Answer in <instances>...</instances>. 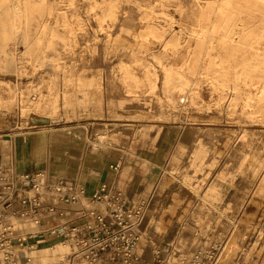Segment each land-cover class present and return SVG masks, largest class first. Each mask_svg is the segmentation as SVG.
<instances>
[{
  "label": "rangeland",
  "instance_id": "obj_1",
  "mask_svg": "<svg viewBox=\"0 0 264 264\" xmlns=\"http://www.w3.org/2000/svg\"><path fill=\"white\" fill-rule=\"evenodd\" d=\"M19 1L29 8L20 31L7 36L0 26V137L84 124L89 141L111 148L127 145L145 125L194 128L183 164L164 173L163 202L149 215L162 236L183 224L169 242L177 251L171 264L201 250L185 233L204 216L217 228L230 224L221 241L206 244L215 246L211 264H264V182L255 177L264 163V99L252 102L264 83V0H231L230 46L220 45L224 32L215 29V9L225 0L8 4ZM198 26L210 29L213 44L192 37ZM125 71L138 82L132 92ZM168 80L187 82L184 101L166 102ZM55 250L60 258L66 251Z\"/></svg>",
  "mask_w": 264,
  "mask_h": 264
},
{
  "label": "crops",
  "instance_id": "obj_2",
  "mask_svg": "<svg viewBox=\"0 0 264 264\" xmlns=\"http://www.w3.org/2000/svg\"><path fill=\"white\" fill-rule=\"evenodd\" d=\"M160 123L141 126L127 145L111 148L89 141L92 138L90 125L84 124L61 128L41 127L1 136L0 164L10 166L17 173L45 170L53 176L72 179L84 188L85 198L105 185L124 195L130 206L143 204L145 215L139 224L142 239L137 252L142 260L151 261L153 246L161 249L173 244L169 242H175L178 231L183 229L181 224L175 234L170 231L162 236L157 232L159 222L152 224L149 215L155 213L154 206L163 202L165 190L161 187L162 176L183 164L197 134V130L188 126L174 122L170 124L168 121ZM169 220L176 228V219ZM196 225L194 229L186 231L185 240L199 242L201 250L206 249L208 242L221 241L230 229L227 222L223 223L229 226L227 229L215 227L211 220L207 221L206 216L198 219ZM42 242L56 243L51 244L48 253L42 255L39 251ZM42 242L30 254L33 260L40 256L39 261L45 263L62 259L55 250L56 246H60L58 238ZM25 258L18 256L21 260Z\"/></svg>",
  "mask_w": 264,
  "mask_h": 264
},
{
  "label": "built area",
  "instance_id": "obj_3",
  "mask_svg": "<svg viewBox=\"0 0 264 264\" xmlns=\"http://www.w3.org/2000/svg\"><path fill=\"white\" fill-rule=\"evenodd\" d=\"M144 215L143 204L130 206L124 195L105 185L85 198L77 181L45 170L17 173L0 164V264H171L177 253L173 244L153 246L151 261L138 255ZM50 238L59 239L65 254L55 263H35L30 254ZM214 247L189 260L182 257L180 263L211 264ZM21 255L26 258L18 259Z\"/></svg>",
  "mask_w": 264,
  "mask_h": 264
},
{
  "label": "bare ground",
  "instance_id": "obj_4",
  "mask_svg": "<svg viewBox=\"0 0 264 264\" xmlns=\"http://www.w3.org/2000/svg\"><path fill=\"white\" fill-rule=\"evenodd\" d=\"M8 0H0V26L3 28V32L7 35L10 36L13 32L15 31H20V25L23 23V19H25L26 15L28 14V6L26 2L21 3L20 1L17 3H13L11 5L8 4ZM209 9L211 8V5L207 6ZM48 11H50V7H47ZM217 11V16H218V24L215 26L216 31H219L221 29L224 33L220 35L219 40L221 41L220 45L222 46H230L233 45L232 38L230 36L232 27H233V22H234V15L236 14L235 7L232 5L231 0H225L221 5L217 6L215 9V13ZM209 15V14H206ZM192 37L198 41L199 43H210L213 44L214 41L216 40L215 35L210 31V29L204 27V26H198L193 32H192ZM20 38L22 41H25V35L21 34ZM1 40V38H0ZM239 46H246L244 43H239ZM232 55V54H231ZM193 64V65H192ZM195 62H192L189 64V68L191 71L195 70L194 67ZM214 64V63H213ZM180 68H174L171 70V72H174L176 74V79H181L179 76L180 73ZM168 72V71H167ZM125 74L127 77H129L131 80L128 90L130 92L132 88L137 87V80L135 77L130 76V74L125 71ZM169 79V78H167ZM184 86H187V82H183ZM167 84H171V81L168 80ZM259 84V83H258ZM171 88L168 90L167 93V99L166 102L171 105H175L179 101H184L181 98V92L184 88L182 85H173L171 84ZM252 86V85H251ZM261 91L257 92L255 95V98L252 99V102H259V100L264 99V83L260 86ZM254 96V95H253ZM250 101V99H249ZM251 103V102H250ZM261 174L260 177V183L264 182V163L260 164L255 171V177ZM254 177V178H255ZM23 229L27 231H31L32 227L22 224L21 225ZM159 228V227H158ZM53 242H42L43 244L42 247H40L39 251L41 252L42 255L47 254L49 251V246ZM56 243V242H55ZM57 245V244H56ZM57 247V246H56ZM41 257V256H40Z\"/></svg>",
  "mask_w": 264,
  "mask_h": 264
}]
</instances>
